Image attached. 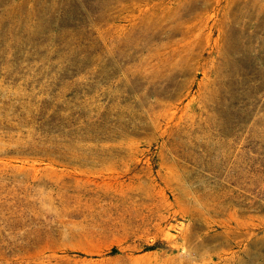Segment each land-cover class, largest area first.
<instances>
[{"label":"rangeland","instance_id":"1","mask_svg":"<svg viewBox=\"0 0 264 264\" xmlns=\"http://www.w3.org/2000/svg\"><path fill=\"white\" fill-rule=\"evenodd\" d=\"M0 264H264V0H0Z\"/></svg>","mask_w":264,"mask_h":264},{"label":"trees","instance_id":"2","mask_svg":"<svg viewBox=\"0 0 264 264\" xmlns=\"http://www.w3.org/2000/svg\"><path fill=\"white\" fill-rule=\"evenodd\" d=\"M155 246H157V243H156V244H153V245H151V248H152V247H155ZM111 251L113 252V251H115V249H114V248H112V249H111Z\"/></svg>","mask_w":264,"mask_h":264},{"label":"clouds","instance_id":"3","mask_svg":"<svg viewBox=\"0 0 264 264\" xmlns=\"http://www.w3.org/2000/svg\"><path fill=\"white\" fill-rule=\"evenodd\" d=\"M43 207H45V206L42 205V208H43Z\"/></svg>","mask_w":264,"mask_h":264}]
</instances>
